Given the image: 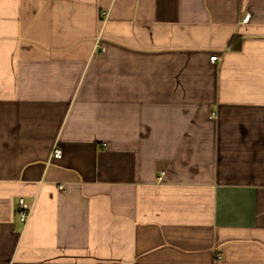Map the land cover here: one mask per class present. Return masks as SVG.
<instances>
[{
  "label": "crops",
  "instance_id": "1",
  "mask_svg": "<svg viewBox=\"0 0 264 264\" xmlns=\"http://www.w3.org/2000/svg\"><path fill=\"white\" fill-rule=\"evenodd\" d=\"M0 264H264V0H0Z\"/></svg>",
  "mask_w": 264,
  "mask_h": 264
},
{
  "label": "built area",
  "instance_id": "2",
  "mask_svg": "<svg viewBox=\"0 0 264 264\" xmlns=\"http://www.w3.org/2000/svg\"><path fill=\"white\" fill-rule=\"evenodd\" d=\"M248 18H249V14H246L244 19L247 20ZM210 59L212 61H215L218 59V56L212 55ZM61 156H62L61 149L55 148L53 150V157L60 158ZM31 211H32L31 205H29L23 198H20L18 201V209H17V213H18V217L20 221H22L23 223H26L31 214Z\"/></svg>",
  "mask_w": 264,
  "mask_h": 264
},
{
  "label": "trees",
  "instance_id": "3",
  "mask_svg": "<svg viewBox=\"0 0 264 264\" xmlns=\"http://www.w3.org/2000/svg\"><path fill=\"white\" fill-rule=\"evenodd\" d=\"M233 42H234V38H232V40L230 42V46H233Z\"/></svg>",
  "mask_w": 264,
  "mask_h": 264
}]
</instances>
